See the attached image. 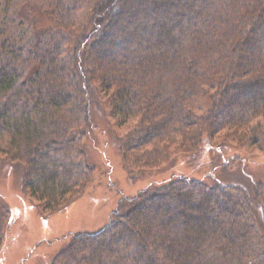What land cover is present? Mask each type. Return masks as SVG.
<instances>
[{"label":"trees","instance_id":"obj_1","mask_svg":"<svg viewBox=\"0 0 264 264\" xmlns=\"http://www.w3.org/2000/svg\"><path fill=\"white\" fill-rule=\"evenodd\" d=\"M94 107L132 178L204 144L264 149V0H0V152L47 213L92 180ZM52 264H264V183L151 184Z\"/></svg>","mask_w":264,"mask_h":264},{"label":"rangeland","instance_id":"obj_2","mask_svg":"<svg viewBox=\"0 0 264 264\" xmlns=\"http://www.w3.org/2000/svg\"><path fill=\"white\" fill-rule=\"evenodd\" d=\"M19 13L34 22L28 12ZM37 17L40 23L45 18L44 12H39ZM92 116L84 140L87 162L94 169L92 180L81 196L56 212L47 213L39 208V202L24 191L23 167L18 162L4 160L0 152V228L3 229L0 264H52L74 234L104 228L122 197H133L151 184L177 176L245 188L264 183V149L234 145L206 148L204 144L199 156H178L173 165L129 177L122 166L116 138L121 130L113 125L106 109L94 107Z\"/></svg>","mask_w":264,"mask_h":264}]
</instances>
